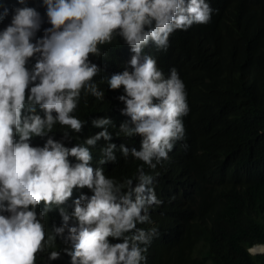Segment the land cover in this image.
<instances>
[{
  "label": "clouds",
  "instance_id": "clouds-1",
  "mask_svg": "<svg viewBox=\"0 0 264 264\" xmlns=\"http://www.w3.org/2000/svg\"><path fill=\"white\" fill-rule=\"evenodd\" d=\"M42 3L51 27L35 42L31 38L40 28L41 16L27 0H17L10 23L0 29V264H45L52 237L43 217L53 205L70 197L74 186H87L91 195L81 193L75 199L72 225L67 223L69 214L61 208L63 224L55 229L63 233L68 227L74 242L68 250L73 264H146L147 245L159 235L149 208L163 201L154 187L159 173L146 172L144 165L156 169L169 159L176 142L185 138L182 117L189 107L177 69L173 66L165 75L155 57L145 55L141 60L140 53L149 41L167 50L172 32L207 23L214 9L210 0ZM0 8L2 19L9 11L3 0ZM114 32L134 53L128 61L131 70L111 74L107 83L112 89L123 86L119 99L126 104L122 111L130 122H122L120 130L141 137L139 150L131 149L133 157L143 162L137 166L135 185L133 177L116 183L100 167L94 170L89 164L92 156L88 145L111 138L104 127L111 123L108 117L92 121L101 130L84 143L68 147L48 138L42 147L30 144L33 134L43 135L57 121L76 131L81 129L84 121L70 115L81 89L97 98L103 96V90L92 81L99 68L89 61L88 54L97 53V44L110 41ZM37 52L40 58L29 69L26 62ZM37 106L43 109V116L36 112ZM115 147L107 144L102 163L116 159ZM120 148L128 154L126 146ZM69 156L75 157V162H70ZM141 224L152 226L139 227ZM108 237L121 239L112 243ZM247 251L264 254V243L256 242ZM58 256L56 250L50 253L53 264Z\"/></svg>",
  "mask_w": 264,
  "mask_h": 264
},
{
  "label": "trees",
  "instance_id": "trees-1",
  "mask_svg": "<svg viewBox=\"0 0 264 264\" xmlns=\"http://www.w3.org/2000/svg\"><path fill=\"white\" fill-rule=\"evenodd\" d=\"M3 3L9 11L0 19V29L10 23L17 0ZM27 4L41 16L40 28L31 38L35 42L51 24L42 0H27ZM210 4L214 11L207 23L172 32L167 50L149 41L140 53L141 60L145 55L155 57L165 75L171 67L177 69L189 107L182 117L185 138L176 142L169 159L156 169L144 165L146 172L159 173L154 187L163 201L149 208L159 235L147 245L146 264H264V254L247 251L256 242L264 243V0H210ZM97 48L88 59L99 68L92 81L103 96L97 98L81 89L70 113L84 121L81 129L57 121L43 135L33 134L30 144L42 147L48 138L68 147L84 143L101 130L92 121L108 117L111 123L104 127L111 138L88 145L89 164L94 170L100 167L116 183L133 177L135 185L137 166L143 162L133 157L131 149L139 150L141 137L120 130L122 122H130L122 111L126 104L119 99L123 86L112 89L107 83L111 74L131 70L128 61L134 53L118 32ZM39 58V52L29 57L26 67L31 69ZM36 112L44 115L39 106ZM108 143L116 145V159L102 163ZM120 145L129 149L127 155ZM68 159L75 162L73 156ZM81 193L91 195V190L74 186L70 197L44 215L42 222L50 227L52 237L45 264H53V250L59 252L57 264H73L68 250L74 242L68 227L63 233L55 229L63 224L61 208L70 216L68 225L75 223L71 212ZM108 239L115 243L121 238Z\"/></svg>",
  "mask_w": 264,
  "mask_h": 264
},
{
  "label": "water",
  "instance_id": "water-1",
  "mask_svg": "<svg viewBox=\"0 0 264 264\" xmlns=\"http://www.w3.org/2000/svg\"><path fill=\"white\" fill-rule=\"evenodd\" d=\"M259 254V253H258Z\"/></svg>",
  "mask_w": 264,
  "mask_h": 264
}]
</instances>
